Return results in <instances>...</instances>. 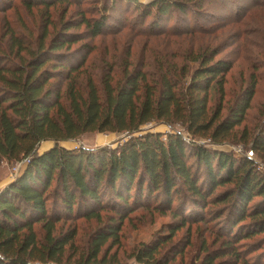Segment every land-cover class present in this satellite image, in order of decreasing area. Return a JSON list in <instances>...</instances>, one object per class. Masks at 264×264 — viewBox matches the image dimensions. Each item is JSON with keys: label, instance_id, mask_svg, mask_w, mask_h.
Segmentation results:
<instances>
[{"label": "trees", "instance_id": "1", "mask_svg": "<svg viewBox=\"0 0 264 264\" xmlns=\"http://www.w3.org/2000/svg\"><path fill=\"white\" fill-rule=\"evenodd\" d=\"M40 1L45 7L50 5V0ZM115 1L140 7L141 24L152 18L149 28L155 35L198 32L169 29L176 15L192 13V0L112 3ZM107 10L103 8L104 14L96 19L83 17L81 25L56 36L48 49L41 47L28 63L13 69L0 66V167L3 162L28 160L22 172L0 190V264H62L75 235L55 236L57 223L83 210L86 218L100 219L97 210H105L107 196L113 199L111 209L121 223L136 207H149L154 198V208L162 214L173 212L181 200L186 209L181 205L174 211L176 218L182 217L181 225L171 228L169 238L144 246L134 256L141 264H169L156 258L160 248L187 224L205 221L202 214L214 193L227 184H233L234 191L221 199L215 197L217 205L234 199L231 219L223 228L225 232H220L224 246L212 254L205 242L207 255L201 264L262 263L264 251L249 261L239 250L242 240L264 235V170L259 163L248 155L238 157L234 152L189 143L181 133L135 136L141 127L157 122L180 124L193 137L209 138L215 145L227 143L246 119L256 83L244 91L223 121L219 115L209 116V94L216 89L224 93L225 77L233 67L227 61L215 62L214 57L203 55L187 83L184 79L189 72L180 74L172 67L161 74L160 67L158 77L152 80L135 70L118 85L111 74L99 84L89 77L83 85L77 76L94 50L85 45L76 54L70 52L82 35L69 31L83 25L90 37L103 35L108 27ZM96 132L128 133L130 139L114 149L74 150L60 145ZM45 141H53L55 146L39 153ZM251 150L264 159V131L253 139ZM186 191L188 194L182 196ZM257 198L259 202H255ZM52 200L55 207L50 205ZM38 224L43 226V238L35 230ZM120 231L115 223L100 229L88 255L73 264H115L100 255L110 239H119ZM259 245L258 250H264V239Z\"/></svg>", "mask_w": 264, "mask_h": 264}, {"label": "rangeland", "instance_id": "2", "mask_svg": "<svg viewBox=\"0 0 264 264\" xmlns=\"http://www.w3.org/2000/svg\"><path fill=\"white\" fill-rule=\"evenodd\" d=\"M30 2L34 5H30ZM49 4L45 7L40 0H0V66L13 69L28 63L41 47L48 49L56 36L81 25L83 17H101L104 14L102 10L106 7L109 20L103 35L92 38L83 25L69 31V34L82 35V40L74 44L70 52L76 54L85 45L94 50L77 76L83 85L89 77L99 84L108 74H111L114 85H118L135 70L146 73L152 80L158 77L160 67H163L161 74L172 67L177 68L180 74H183V70L189 72L184 79L187 83L190 75L199 67V60L203 55L214 57L215 62H230L233 68L225 77L224 93L221 94L216 89L209 94L210 117L219 115V120L223 121L244 91L254 83L256 86L246 119L235 129L229 142L215 145L209 138L193 137L180 124L169 126L157 122L141 127V132L135 136L147 132L181 133L187 142L204 145L210 150L234 152L238 157L252 152L253 139L264 131V0H192L189 3L192 13L187 17L176 15L169 25L170 30L198 31L192 35H177L176 31L170 32L171 35H155L149 28L152 18L144 26L141 24L140 7L136 9L138 7L116 1L113 4L112 0H50ZM63 84L64 91L66 83ZM129 139L128 133L96 132L61 142L60 145L74 150L102 147L114 149ZM54 146L53 141L42 142L39 153ZM251 159L257 161L264 170V159L257 154ZM26 162H3L0 167L1 189L17 177L20 166L22 172ZM6 181L9 182L7 185L4 184ZM233 191V184L219 188L205 210L206 213L202 214L205 221L187 224L170 243L160 248L156 258L164 259L169 264H201V260L207 255L204 251L205 242L210 245L212 254L218 252L224 246L225 241L220 232H225L223 228L227 220L231 219L234 199L229 204L217 205L215 197L221 199ZM187 194L186 191L182 196ZM145 201L146 199L142 204ZM150 202L149 207H136L134 212H129V218L122 223L111 209L114 203L109 196L104 199L105 210L94 209L101 214L100 219L86 218L85 210L81 214L62 217L63 220L56 225L55 236L75 235L72 243L67 246L62 264H73L82 255L87 256L94 235L110 223L118 224L121 230L119 239H110L100 258L106 255L115 264H141L134 256L144 246H153L159 239L169 238L171 228L180 226L182 221V217L176 218L178 213H174L183 206L181 200L174 205L173 212L165 214L154 208L155 198ZM255 202H259V198ZM50 205L55 207L56 201L52 200ZM51 212L56 214L52 208ZM221 212L225 214L222 215ZM185 214L190 215V212ZM249 222L247 220L246 224ZM35 230L40 238L44 237L42 224L36 225ZM263 239L264 235L261 234L242 240L239 250L243 257L249 261L259 257L264 251L258 250ZM260 258H264V253ZM261 261L259 264H264V259Z\"/></svg>", "mask_w": 264, "mask_h": 264}, {"label": "built area", "instance_id": "3", "mask_svg": "<svg viewBox=\"0 0 264 264\" xmlns=\"http://www.w3.org/2000/svg\"><path fill=\"white\" fill-rule=\"evenodd\" d=\"M253 156H254L253 151L250 152V153H248V157H249V158H253ZM26 161H27L26 163H28V160H26ZM17 171H18V170H17ZM20 172H21V166H20V168H19V171H18V173H17V176L20 174Z\"/></svg>", "mask_w": 264, "mask_h": 264}, {"label": "crops", "instance_id": "4", "mask_svg": "<svg viewBox=\"0 0 264 264\" xmlns=\"http://www.w3.org/2000/svg\"><path fill=\"white\" fill-rule=\"evenodd\" d=\"M139 1H140L141 3L143 2V3H147V4H148V3L152 2L153 0H139ZM6 183L8 184L9 182H8V181L4 182L5 185H7ZM0 187H1V186H0ZM0 189H1V188H0Z\"/></svg>", "mask_w": 264, "mask_h": 264}]
</instances>
